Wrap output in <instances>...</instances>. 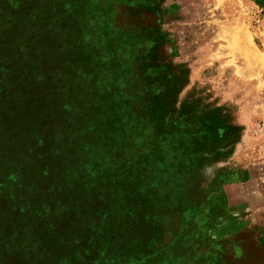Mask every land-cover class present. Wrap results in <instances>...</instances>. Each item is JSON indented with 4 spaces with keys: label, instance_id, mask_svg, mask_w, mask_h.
I'll use <instances>...</instances> for the list:
<instances>
[{
    "label": "rangeland",
    "instance_id": "374dc122",
    "mask_svg": "<svg viewBox=\"0 0 264 264\" xmlns=\"http://www.w3.org/2000/svg\"><path fill=\"white\" fill-rule=\"evenodd\" d=\"M29 1L59 27L51 40L31 24L29 77L59 82L60 109L95 131L64 144L62 193L35 202L0 186V264H110L119 250L120 264H264V0ZM15 83L23 93L26 77ZM14 85L0 116L21 107ZM92 200L105 223L119 215L122 248L75 229Z\"/></svg>",
    "mask_w": 264,
    "mask_h": 264
},
{
    "label": "trees",
    "instance_id": "16d2710c",
    "mask_svg": "<svg viewBox=\"0 0 264 264\" xmlns=\"http://www.w3.org/2000/svg\"><path fill=\"white\" fill-rule=\"evenodd\" d=\"M29 12L30 15H28V18L31 20V24L34 25L36 38L40 33L45 36V30H41L40 26L39 28L36 26V24H40L43 20L39 17L40 13L35 4L30 5ZM50 17L51 18L44 20L45 23H51L54 29H59V27L56 26V24H58V21H56L58 15L52 13ZM38 21L40 23H38ZM36 38L30 36L29 41L26 43L31 47L32 40ZM37 41L38 45L42 44V41L37 39L35 43ZM21 56H23L21 53L20 55H14L13 53V58L3 57L6 61L0 63V96L10 95L12 91L10 89V84L12 83V86L14 85L19 74L26 77L27 82L24 86L23 93L20 94L21 88L16 83L14 89L16 86L18 88L15 90L13 89V97H16L15 91L20 89V95L17 96L16 100L12 101L15 103V106L20 104L21 107H15L14 110L11 109L7 114L8 117H5V115L0 116V186L8 191L7 197H11L10 199L13 197H28L29 199L26 198L28 201L35 200V202H37V199L40 197L45 199L53 190L54 193L57 191L56 184H58V182H55L54 179L58 177L59 173L62 171V164L58 159L63 156L64 144H68V147H72V141H75L74 137H76L74 131L81 126H85L84 128L87 130V135L94 133L93 131L95 130H91L90 125L87 126L89 120L87 117L79 118L77 116L78 113H75V111L73 112L71 102H68L66 105L67 108L62 111L59 107L61 104V84L54 80L50 82L51 86H49V88L44 86L43 83V85H40V83L35 84L34 80H31V77H29V70H31L29 59H26V57L21 59ZM24 63L26 66L24 70H22ZM41 72H43L42 75L47 73L42 70ZM70 89V92H76V90H72V88L69 87V90ZM27 96H29V98H26ZM42 112H45V114L43 115ZM71 113H73V117L71 118L70 124L69 118ZM10 114L13 116L12 120L9 118ZM2 119H4V121ZM11 125H13V127ZM92 125L94 124H91V126ZM63 137H67L70 140L67 143H62L61 139ZM57 138L58 141L55 143L54 139L57 140ZM52 178L54 180L53 183L50 182ZM59 178V180L62 179L61 176ZM64 179L63 177L61 180L62 182L59 183L61 189L68 186V184L66 185L64 182ZM47 187H51V189H47ZM60 188V193H62ZM68 196L66 202L69 204L77 201L79 198L77 194L71 196L68 194ZM40 203L39 201L38 204ZM76 203L77 202L74 204ZM95 203L96 201L92 200V203L88 204L89 206L86 211H83L85 216L84 219L87 222L81 225V228L73 223L75 229L78 228V230H82L81 233L86 239L91 238L94 248H99L98 245L103 243L101 248L108 249V247L112 246L113 242L117 244L114 249H118V247L122 248L120 235L122 229L125 227L123 222L121 223L122 220L119 219V215L115 212L113 218L119 220V226L117 227L113 225V223H105L106 219L102 221L101 215L97 213L98 210L94 211V208H97L94 206L96 205ZM106 208L107 207H103V209ZM44 210L45 208H43V211ZM72 213L73 212H70L71 218L73 217V222H75L76 220ZM49 214L51 216H56V214ZM104 218H108V216ZM82 244L88 249H94L92 245L89 246V244H87V241ZM81 251L82 249L80 248V252ZM106 252L107 251L104 253V259L106 261L104 263L120 264L123 258L120 250L116 252L118 255L112 257H107ZM75 253L78 252L76 251ZM44 254H46L45 251ZM88 261L89 264L94 263L91 260Z\"/></svg>",
    "mask_w": 264,
    "mask_h": 264
},
{
    "label": "crops",
    "instance_id": "0c3cea01",
    "mask_svg": "<svg viewBox=\"0 0 264 264\" xmlns=\"http://www.w3.org/2000/svg\"><path fill=\"white\" fill-rule=\"evenodd\" d=\"M22 2V3H21ZM17 9L19 10V15L15 16L16 14L13 12L11 15L7 14V12L1 8L0 11V56L1 57H8L13 58L14 55H23L21 59H26L30 57V49L31 47L26 43L29 41L31 36V20L28 18L30 15L29 8H30V1L29 0H18ZM21 3V4H20ZM22 15V18L20 17ZM1 16L4 19H1ZM38 23H40L38 21ZM41 24V25H40ZM36 24V26L41 28V30H45V37L48 32H52L50 34H54L57 29H54L51 23H40ZM57 33V32H56ZM48 35L51 37V40H54V36ZM23 65V63H22ZM25 63L22 68L24 70Z\"/></svg>",
    "mask_w": 264,
    "mask_h": 264
},
{
    "label": "bare ground",
    "instance_id": "6f19581e",
    "mask_svg": "<svg viewBox=\"0 0 264 264\" xmlns=\"http://www.w3.org/2000/svg\"><path fill=\"white\" fill-rule=\"evenodd\" d=\"M223 3V2H222ZM223 5V4H222ZM219 6V5H218ZM229 36V35H228ZM221 41H223V40H221ZM230 44V43H229ZM239 44V43H238ZM228 50V49H227ZM242 51L244 52V54H246V55H248V56H251V54H256L255 52H254V50H252L251 51V49H250V47H249V45H248V43H243L242 44ZM237 53V52H236ZM234 55V54H233ZM252 68V67H251Z\"/></svg>",
    "mask_w": 264,
    "mask_h": 264
}]
</instances>
